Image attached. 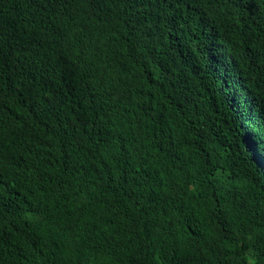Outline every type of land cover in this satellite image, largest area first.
Masks as SVG:
<instances>
[{
    "label": "trees",
    "instance_id": "trees-1",
    "mask_svg": "<svg viewBox=\"0 0 264 264\" xmlns=\"http://www.w3.org/2000/svg\"><path fill=\"white\" fill-rule=\"evenodd\" d=\"M0 264H264V0H0Z\"/></svg>",
    "mask_w": 264,
    "mask_h": 264
}]
</instances>
